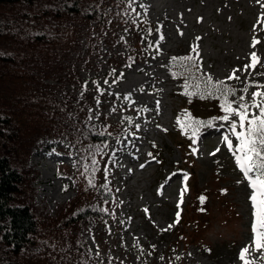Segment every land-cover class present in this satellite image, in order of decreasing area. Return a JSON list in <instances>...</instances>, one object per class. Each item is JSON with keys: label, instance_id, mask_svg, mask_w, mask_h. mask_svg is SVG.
Returning a JSON list of instances; mask_svg holds the SVG:
<instances>
[{"label": "rangeland", "instance_id": "1", "mask_svg": "<svg viewBox=\"0 0 264 264\" xmlns=\"http://www.w3.org/2000/svg\"><path fill=\"white\" fill-rule=\"evenodd\" d=\"M61 2H35L48 12L29 17L42 43L23 66L62 112L27 145L19 134L0 140L3 155L16 148L10 159L23 172L14 202L41 228L19 247L0 237V264H242L251 189L222 142L225 129L215 121L194 143L178 124L186 113L221 116V101L186 95L197 92L198 71L171 75L169 64L172 55L195 57L198 46L199 72L233 85L232 99L246 84H264V67L243 70L253 51L264 64V0H107L104 25L75 15L65 25L74 27L55 33ZM21 8L30 5L4 3L0 13ZM236 69L240 79L228 80ZM260 256L250 249L255 264H264Z\"/></svg>", "mask_w": 264, "mask_h": 264}, {"label": "trees", "instance_id": "2", "mask_svg": "<svg viewBox=\"0 0 264 264\" xmlns=\"http://www.w3.org/2000/svg\"><path fill=\"white\" fill-rule=\"evenodd\" d=\"M36 1L0 0V6L4 3L30 5V9L21 8L14 16L0 13V140L6 135L19 134L23 136L25 145L34 140L35 134L44 128L52 131L50 121H54L55 115L62 112L55 109L56 104L50 103L55 99L44 98L37 85L33 84V75L23 66L26 62L23 58L29 48L38 47L42 43L29 17L32 14H47L48 7L37 5ZM106 1L62 0L57 5L58 9H62V15L54 28L55 33H65L67 28L74 27L65 25L75 15L87 20L96 19L99 25H104ZM13 27L17 30H12ZM56 36L61 42L64 40ZM173 57L180 56L170 57L169 72L171 75L176 73L183 76L185 67L179 61L174 62ZM195 77L203 81L206 76L198 71ZM200 89L203 90V85ZM42 109H48L47 117H43ZM102 137L108 142L115 136L107 131ZM11 157L0 152V237L19 247L41 225L28 206L14 202V196L23 181V172L12 162Z\"/></svg>", "mask_w": 264, "mask_h": 264}, {"label": "snow or ice", "instance_id": "3", "mask_svg": "<svg viewBox=\"0 0 264 264\" xmlns=\"http://www.w3.org/2000/svg\"><path fill=\"white\" fill-rule=\"evenodd\" d=\"M131 2L132 0H129V4H131ZM257 2L261 3V0H257ZM262 6H264V4H262ZM133 11H135V9H133ZM160 39H163L162 35ZM260 43L261 41L254 36L251 47L255 49ZM149 47H152V45L149 44ZM197 48L198 46H193L192 49L193 52L197 53L195 57L192 55L179 58L173 57L172 60L174 62H181V66L185 67V70H189L188 65H190L192 69L199 71L196 63L199 55ZM260 60L261 58L257 55V52H251L250 63L244 65L243 70L245 72L249 69L255 71L257 65L264 67V64H260ZM237 71H239V69L234 70L227 79L239 80L240 77L236 75ZM257 74L264 75V72H259ZM113 75H115V70H113ZM173 75H176V73H173ZM105 83H107V81H105ZM201 83L203 84V90H200ZM185 87L187 89L188 85L186 84ZM194 87L197 89L196 93H189L186 90L185 94H198L201 98H217L221 101L220 109L223 114L209 121H201L186 113L183 118L178 120V124L185 135L190 134L194 143L198 138L200 129L202 127H213L215 121H220L219 127L225 129L222 133V142L225 144L228 151L232 153L237 167L247 181L248 187L251 189L249 200L253 209L252 242L240 250L239 259L242 261V264H255L253 260L249 259L250 249L261 253L260 258L264 259V84H259L255 81L246 84L245 87L240 90L242 94L236 99H232V97H236V89L230 87L225 81H213L210 75L206 76L203 81L197 83ZM84 88L86 90V84ZM250 88H255L256 90L251 92V98L249 99L248 93ZM97 89L102 92L98 84ZM125 99H130V96L125 97ZM97 103H99L98 99ZM158 103L159 102H157V105ZM114 110L115 109H113V111ZM138 127L139 125H137V128ZM193 151L195 152L196 150L194 149ZM216 151L218 152L220 149L217 148ZM113 155H115V153H113ZM149 155H151V153ZM92 163L96 165L97 161L93 160ZM93 171H95V169H93ZM185 179H187V177H185ZM88 183L91 186H95L94 176L89 178ZM204 199V197H200L202 203ZM182 201L183 192L181 193L180 202L182 203ZM104 211L107 210L105 209ZM145 211L147 212V210ZM176 217L174 224L179 223V211H177ZM172 226L173 225H169L168 228L170 229ZM167 230L168 229H165V231ZM161 259H163V257H161ZM177 259H179V257H177Z\"/></svg>", "mask_w": 264, "mask_h": 264}, {"label": "bare ground", "instance_id": "4", "mask_svg": "<svg viewBox=\"0 0 264 264\" xmlns=\"http://www.w3.org/2000/svg\"><path fill=\"white\" fill-rule=\"evenodd\" d=\"M154 62V61H153ZM152 68V67H151ZM151 71V70H150ZM153 73V72H152ZM149 75V74H148ZM155 87V86H154ZM158 87V86H157Z\"/></svg>", "mask_w": 264, "mask_h": 264}]
</instances>
